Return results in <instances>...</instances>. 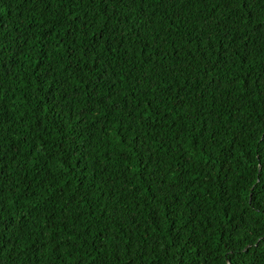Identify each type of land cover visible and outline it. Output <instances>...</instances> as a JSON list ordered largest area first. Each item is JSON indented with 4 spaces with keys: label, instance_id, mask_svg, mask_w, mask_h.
Wrapping results in <instances>:
<instances>
[{
    "label": "trees",
    "instance_id": "16d2710c",
    "mask_svg": "<svg viewBox=\"0 0 264 264\" xmlns=\"http://www.w3.org/2000/svg\"><path fill=\"white\" fill-rule=\"evenodd\" d=\"M0 264H264V0H0Z\"/></svg>",
    "mask_w": 264,
    "mask_h": 264
}]
</instances>
